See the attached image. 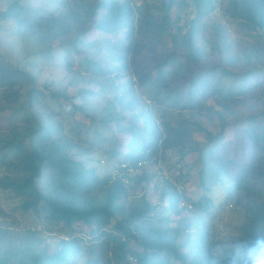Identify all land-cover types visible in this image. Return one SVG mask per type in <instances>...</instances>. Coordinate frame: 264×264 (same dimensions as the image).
<instances>
[{
    "label": "trees",
    "instance_id": "16d2710c",
    "mask_svg": "<svg viewBox=\"0 0 264 264\" xmlns=\"http://www.w3.org/2000/svg\"><path fill=\"white\" fill-rule=\"evenodd\" d=\"M192 1L196 10L185 34H181L180 15L172 12L175 0L162 1L164 13L139 20L130 0H59V5L63 6L61 10L46 15L32 11L31 16L25 15L18 3L12 2L0 12L2 19L15 18L19 33L40 26L39 29L49 35L53 47L54 41L75 25L78 30L75 38L68 45L60 42L56 45L58 49L62 47L67 64L95 75L134 69L138 85L152 94L150 99L156 104L191 112H200L208 98L219 105L217 108L211 103L205 107L209 118L216 116L218 131H211L193 120L195 129L205 135L209 145L190 147L186 151L178 148L179 163L191 152L198 153V178L204 193L192 201L165 178L161 197H167V206L162 213L157 212L159 204H152L145 193L129 196L130 187L141 180L149 182L155 172L147 174L142 169L141 174L132 177L123 172L127 179L124 181L110 174L99 176L93 168L71 156L70 150L75 143L64 133L55 114L39 109L43 105L42 91L34 82L26 91L29 103L25 117L27 125L18 127L14 115L8 116V130L0 132V163L7 170L0 175V187L21 197V209L30 210L43 226L61 224L71 235L76 224L85 225L92 239L109 250L116 264H231L226 257L221 258V253L217 256L204 246L208 234L204 229L207 227L204 216H209L214 206L207 193L206 167L214 170L211 173L214 177L210 176L213 183L221 180V176L228 180L225 202L236 198L241 203L243 197L254 194L252 199L242 203L246 217L240 225L241 237L236 242L264 240V105L255 107L251 101L258 90L264 89V80L257 81L250 69L240 71L243 63L253 60L251 57L262 60L260 55L264 54L251 50L232 53L227 47L220 46L224 40L217 34L211 48L216 50L218 57L212 65L203 64L202 59L207 53H202L195 45L190 32L199 22L197 20L213 8L214 0ZM226 13L243 22L257 35L264 48V0H228ZM89 32L94 33L88 36ZM82 35L86 36V41ZM164 37H169L170 42L167 39L164 42ZM82 42L88 47L99 43L96 54L109 59L110 71L100 60L79 51ZM163 42L170 43V50L155 57L156 46H163ZM180 46L184 48L181 54L177 50ZM49 51H53L52 46ZM223 51L227 52L224 56ZM23 75L29 76L20 65L10 63L0 53V89L6 100H18V91L9 90L23 80ZM223 77L231 78V83L225 84ZM98 92L112 93L115 99L108 103L99 119L117 138L118 149H112L113 156L124 153L130 164L143 160L148 165L157 162L166 149L180 145L178 140L188 135L180 130L181 123L171 125L156 121L153 111L145 102L141 105L139 95H135L131 79L119 84L110 81L107 86L100 85ZM92 94L95 93L87 89L77 97H71L65 90L57 89L50 96L56 100L65 99L62 101L67 110L95 121V113L88 108L89 102L80 101V98H91ZM113 102L130 110L139 104L141 108L134 113L130 123L120 125V119L113 117ZM236 108L247 110L242 125L233 120L234 136L242 151L238 160L227 158L220 149L226 117ZM139 119L141 126L136 124ZM181 176L179 172L178 177ZM182 199L190 203L189 210L194 209L190 218L180 215ZM171 216H178L175 226L169 225ZM186 246L188 249L182 251ZM76 248V242L62 239V244H56L52 250L32 248L16 255H0V264H68L73 260Z\"/></svg>",
    "mask_w": 264,
    "mask_h": 264
},
{
    "label": "rangeland",
    "instance_id": "374dc122",
    "mask_svg": "<svg viewBox=\"0 0 264 264\" xmlns=\"http://www.w3.org/2000/svg\"><path fill=\"white\" fill-rule=\"evenodd\" d=\"M130 1L138 20L142 17L149 18L151 15L157 16L165 12L162 3L164 0ZM175 1L176 6L172 12L180 15L181 34H185L189 29V21L195 14L196 6L192 0ZM12 2L22 6L24 9L23 13L27 16L34 14L32 11L46 15L51 11L61 10V7H63L59 5V0H0V12H4ZM213 3V8L209 9L207 13L197 20L199 22L196 23V26L190 32L193 35L195 45L199 47L202 53H207L202 59L203 64L212 65L218 57L216 50L211 48L218 38L217 34L222 35L224 40V42L221 41L222 44L220 46L227 47L232 53L240 54L243 51L251 50L253 53L258 51L260 54H264V48L257 35H254L243 22L228 16L226 13L228 0H214ZM15 23V18H10L9 16L6 19L0 18V53L10 63L20 65L29 76L23 75V80L9 90L18 91L19 97L17 101L6 100L2 89H0V132L8 130L7 118L10 115H14L17 119L18 127L27 125L25 117L29 109V103L26 91L31 88L32 82H34L42 91L40 96L43 105H40L39 109L55 114L63 127L64 133L75 143V146L70 150L71 156L82 161L87 167L93 168L99 176L112 175L115 167L121 162H127V160L124 153H117L114 156L111 154L112 149H118L116 147L117 138L115 134V137L112 136L111 130L105 127L99 119L105 113L108 103L115 99L112 93H99L98 90L100 85L107 86L110 81L119 84L131 79L134 83L135 95H139L141 105L145 102L153 111L156 121H165L171 125L181 123L179 125L180 130L186 131L188 135L186 134L183 139L178 140L180 145L166 149L157 162L148 163V165L144 164L143 170L147 174L155 172L153 179L149 182L141 180L137 185L130 187L129 196H138L141 193H145V196L152 204H159L157 212L162 213L164 207L167 206V197H161L162 181L165 178L181 193H186L192 201L204 193L198 178L200 169L198 153L196 151L191 152L179 163L177 162L179 158L178 148L186 151L190 147L193 149L194 147L200 148L209 145L206 144L205 135L195 129L193 120L198 121L201 126L211 131L219 130V122L216 116H213V119L209 118L210 114L205 109L206 105L211 103L218 108L219 105L213 99H205V106L200 108V112H191L188 109L156 104L150 99L152 94L150 95L146 88H141L138 85L139 80L134 75V69L122 72L111 70L107 74L95 75L93 72L67 64L68 59L64 57L62 47L58 49L56 45L59 42L60 44L68 45L75 38L78 34L75 25L71 26L70 32L54 41L53 44H56L55 47H57L55 49L53 45H50L51 39L49 35L39 29L40 26L25 33H19ZM94 32H89L88 36ZM136 37H139V35L137 34ZM82 39L86 41L87 38L83 36ZM166 39L170 42L169 37H164V42ZM164 42L161 43L163 46H156L155 57H161L170 50V43L164 44ZM51 46L53 51L48 52V48ZM98 46V42L94 47H88L86 43L82 42L78 48L82 54L94 60H100L103 67L104 65L108 67L110 65V63L108 64L109 59L103 54H96ZM177 50L179 54L184 52L182 46L178 47ZM222 54L224 56L227 52L223 51ZM150 55L153 56L152 53ZM147 56L149 55L147 54ZM260 56H262L263 61L260 58L254 60V57H251L253 60L250 63H243V68L240 69V71L252 70L253 77L257 81L264 80V55ZM73 59L76 58L73 57ZM148 61H151V59H148ZM107 69L110 71L111 68L108 67ZM223 80L227 85L231 83V78L229 77H223ZM57 89L59 91L65 90V93L71 97H77L82 90H92L95 94H92L91 98H80V101L89 102L88 108L95 113V121L67 110L66 106H63L64 102L62 101L65 99L62 98L61 100L59 98L56 100L51 97L50 93L57 91ZM251 101L255 107L263 106L264 89L258 90L251 98ZM90 104L93 105L91 108ZM113 104L115 105L113 117L120 119V125L130 123L134 118V113L141 108L140 104L134 110L122 108L116 102H113ZM93 107L98 108V110H92ZM246 114V108L241 110L236 108L226 117L227 126L220 139V142L223 143V147H220V149L222 148L223 154L227 158L237 160L240 158L242 151L234 136L236 128H234L233 120H236V124H241L242 121L244 123ZM122 117L123 119H121ZM78 123L79 126L77 125ZM136 124L141 126V120H137ZM177 170L182 173L180 178L178 177L179 174L176 175ZM5 172L7 170L0 163V175ZM213 172L214 170L206 167V185L209 187L207 193L214 206L211 208L210 215L204 216L207 223V227L204 229L208 233L207 243L204 246L215 255L220 256L221 246L236 242L238 237H241L240 225L246 217L242 203L244 200L249 201L252 199L254 194L248 195L247 198L243 197L241 203L236 198L225 202L224 196L228 180L225 176H221V180L213 183L214 181L210 178V176H213L211 174ZM141 173L142 169L138 170V174ZM21 202V197L16 196L13 191L0 187V255H6L7 253L16 255L19 251L32 248L52 250L56 244H62V239H66L71 243L76 242L78 245L76 253L73 255V260L68 264H116L111 258L109 250L101 246L99 241L92 239L91 232L85 225L76 224L71 235L68 234L61 224L43 226L36 221L35 215L30 210L24 211L21 209ZM187 205H189V202L186 199L180 201L179 206L182 207L180 215L190 218L194 209L189 210ZM162 215L166 216V213ZM174 216H171L169 225L175 226L178 216ZM187 247L182 248V251L188 249ZM129 261L133 263L132 260Z\"/></svg>",
    "mask_w": 264,
    "mask_h": 264
},
{
    "label": "clouds",
    "instance_id": "9594fccd",
    "mask_svg": "<svg viewBox=\"0 0 264 264\" xmlns=\"http://www.w3.org/2000/svg\"><path fill=\"white\" fill-rule=\"evenodd\" d=\"M220 253L231 264H264V240L225 244L220 247Z\"/></svg>",
    "mask_w": 264,
    "mask_h": 264
},
{
    "label": "built area",
    "instance_id": "2783aa9c",
    "mask_svg": "<svg viewBox=\"0 0 264 264\" xmlns=\"http://www.w3.org/2000/svg\"><path fill=\"white\" fill-rule=\"evenodd\" d=\"M144 164L147 163L143 160L137 161L135 164H130L129 162H121L117 165V167H115L112 175L115 177H121L124 181H127V179L123 177V172L127 173V175L129 176H133L135 174H138V170L140 171L141 169H143ZM176 172V175H178L179 171L177 170ZM187 206L188 208H191L190 203Z\"/></svg>",
    "mask_w": 264,
    "mask_h": 264
}]
</instances>
